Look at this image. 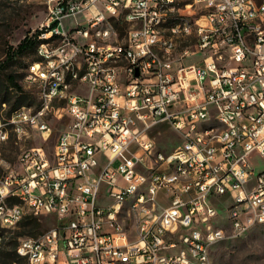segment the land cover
<instances>
[{"label": "built area", "instance_id": "built-area-1", "mask_svg": "<svg viewBox=\"0 0 264 264\" xmlns=\"http://www.w3.org/2000/svg\"><path fill=\"white\" fill-rule=\"evenodd\" d=\"M48 1L36 49L47 63L28 77L35 115L0 111L9 139L27 126L47 138L52 110L68 118L51 153L25 149L21 170L0 176V214L56 220L19 237L28 264H211L217 238L264 223V0ZM160 40L168 47L153 55ZM202 115L223 126L194 132ZM162 126L179 141L147 154ZM99 194L112 201L97 204Z\"/></svg>", "mask_w": 264, "mask_h": 264}, {"label": "rangeland", "instance_id": "rangeland-1", "mask_svg": "<svg viewBox=\"0 0 264 264\" xmlns=\"http://www.w3.org/2000/svg\"><path fill=\"white\" fill-rule=\"evenodd\" d=\"M48 13V0H0V61L5 59L9 46H16L27 34L36 31L46 21ZM76 16L79 23L86 27L85 10L77 13ZM63 22L67 30H71L76 25L75 19L72 16H65ZM184 40L191 39L184 38ZM34 56L30 53L21 57H15L8 68L9 71H13L18 75L19 82L30 93L31 98L34 99V104L26 106L32 108L39 104V93L37 87L30 85L25 78L26 75L32 72L37 63L47 62L45 57L37 56V60L31 61L28 64ZM9 108L10 104L3 103L0 111L6 112ZM60 111L65 113V109H61ZM48 120L52 125V131L47 138L43 137L41 131L29 126L26 127V132L22 133L20 137L13 133L10 135V139L8 137H1L0 153H5L9 166H0V176H3L10 170H21L19 154L25 149L43 145L49 153L53 151L56 138L60 130L67 124L68 118L66 115L58 118L52 110L48 114ZM157 131L159 132H155L158 144L156 151L171 153V147L176 145L179 137L166 126L160 127ZM156 200L161 204L167 202L166 197L161 194L157 196ZM96 201L99 205H108L112 199L110 196L99 194ZM226 206L227 203H223V211H227ZM36 216H38L41 223L36 235L43 233L56 223L53 215ZM18 228H3L5 229V234L2 233L3 235L1 236L3 239H18L19 243L20 236L16 235L19 230ZM211 264H264V224L254 226L243 232V235L229 236L217 241L211 250Z\"/></svg>", "mask_w": 264, "mask_h": 264}, {"label": "trees", "instance_id": "trees-1", "mask_svg": "<svg viewBox=\"0 0 264 264\" xmlns=\"http://www.w3.org/2000/svg\"><path fill=\"white\" fill-rule=\"evenodd\" d=\"M115 24L120 32H123L124 25ZM38 31L39 30L36 29L33 33L27 34L16 46H9L5 59L0 61V108H2L3 103L10 104L9 110L5 112L6 114H10L23 106H31L34 104V99L31 98L30 93L26 91L19 82L18 75L13 71H9L8 68L15 57H21L30 53L35 55L28 64L38 59L36 56V49L41 41L37 36ZM4 156L6 158L5 153ZM18 201L19 200L12 198V203H18ZM40 225L41 223L38 216L26 215L19 225L15 227L0 225V236L4 233L5 229L3 228L13 229L16 227H19L16 233L18 236L36 235ZM19 248L20 240L18 243V239L4 238L3 241L0 242V264H26L27 256L25 253L18 251Z\"/></svg>", "mask_w": 264, "mask_h": 264}, {"label": "bare ground", "instance_id": "bare-ground-1", "mask_svg": "<svg viewBox=\"0 0 264 264\" xmlns=\"http://www.w3.org/2000/svg\"><path fill=\"white\" fill-rule=\"evenodd\" d=\"M196 35V26H189L187 30L184 31V38H194ZM168 47V40H160L159 41V47H153V55H160V50H166ZM178 49V40H170V50H177ZM36 56H42L45 57L47 60L46 55H36ZM47 63V62H46ZM29 73L26 75L25 80L30 83V80H28ZM25 108H28V115H35V110H33L32 107H26L23 106L21 108H18L14 110L11 114V117H18L23 113V110ZM212 124L213 126H223V119L221 118H213L210 115H202L199 116V121H196L194 125V132H204L205 130L208 129V125ZM39 130V129H38ZM1 140V137H0ZM156 146H147V154H170V153H164L162 151H156ZM185 180H193V172H185ZM12 198H15L19 200V196H12ZM19 203V201H18ZM226 210H230V203H227ZM222 211H223V203H222ZM127 214V205H120L119 207V215H126ZM0 225L6 226V227H15L16 223L14 222V216L13 215H8V214H0ZM264 223H257L256 226L261 225ZM253 227H247L246 229L243 230V232H246L247 230L251 229ZM223 238H217L216 242L221 240ZM2 237L0 236V242H2ZM20 240V238H19ZM26 254L27 253L25 250H18ZM26 264H28V258L26 260Z\"/></svg>", "mask_w": 264, "mask_h": 264}]
</instances>
